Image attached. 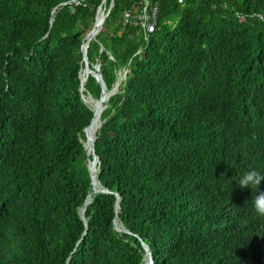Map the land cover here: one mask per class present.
Instances as JSON below:
<instances>
[{
    "label": "trees",
    "instance_id": "1",
    "mask_svg": "<svg viewBox=\"0 0 264 264\" xmlns=\"http://www.w3.org/2000/svg\"><path fill=\"white\" fill-rule=\"evenodd\" d=\"M61 1L0 0V264H264V0H159L149 41L114 0L103 100L102 0Z\"/></svg>",
    "mask_w": 264,
    "mask_h": 264
},
{
    "label": "built area",
    "instance_id": "2",
    "mask_svg": "<svg viewBox=\"0 0 264 264\" xmlns=\"http://www.w3.org/2000/svg\"><path fill=\"white\" fill-rule=\"evenodd\" d=\"M179 2H183V0H179ZM87 4H88L87 0H63V1L59 2L52 9L50 22L53 23L56 12L63 7L68 6L69 8L72 9V11H74L77 6H86ZM109 5H110L109 0H102L101 4L97 7L96 15L98 14V11L100 9H103V12L106 14V17H107L110 14V10L114 5V0L112 2V5L111 6H109ZM159 12H160V1L159 0H143V4L141 6H139V7L134 6L132 9L126 10L124 12L123 23L128 24V25L137 26L140 29L144 40L149 41L150 34L152 32H154V30L157 26ZM93 39L95 40L96 37L92 38L91 40H93ZM90 41L88 42V45L85 46L86 40H83V43L81 45V51L83 54L82 62L84 64H85V62L90 63L89 59H88V55H87L88 48L90 45ZM104 49H105L104 46L101 44L100 50L103 51ZM139 52H141V49L138 50V53ZM108 53H109V57L112 60H115L114 56L112 54H110L109 51H108ZM92 65L95 69L94 74L96 76H98V74L100 73V70H101L100 58L97 57ZM126 73H127V70H125V79H126ZM84 89H85V86L83 83L81 85V89H80L82 96H83V92H84L83 90Z\"/></svg>",
    "mask_w": 264,
    "mask_h": 264
},
{
    "label": "clouds",
    "instance_id": "3",
    "mask_svg": "<svg viewBox=\"0 0 264 264\" xmlns=\"http://www.w3.org/2000/svg\"><path fill=\"white\" fill-rule=\"evenodd\" d=\"M262 180H264V171L250 168L240 176L238 184L241 188L251 187L255 192ZM251 201L255 213L264 217V193L255 195Z\"/></svg>",
    "mask_w": 264,
    "mask_h": 264
},
{
    "label": "water",
    "instance_id": "4",
    "mask_svg": "<svg viewBox=\"0 0 264 264\" xmlns=\"http://www.w3.org/2000/svg\"><path fill=\"white\" fill-rule=\"evenodd\" d=\"M112 2H113V0H111L110 1V5L109 6H111L112 5ZM97 16V15H96ZM96 16H95V19H96ZM90 32V31H89ZM89 32H87V34L85 35V37H84V39L83 40H86L87 39V36H88V33ZM96 40V39H95ZM100 51H102V50H100ZM89 63H87V62H85V66H87ZM90 65V64H89ZM94 67H93V65H92V68H91V75L93 76V77H95L100 83H101V85H102V95H101V97L99 98L100 100H103V97L105 96V88H106V85H105V83H104V80H103V78H102V75L99 73L98 74V76H96L95 74H94ZM81 82H82V84H83V81H82V79H81ZM113 89V88H112ZM112 89L110 90V93L112 94L113 93V91H112ZM83 97V96H82ZM84 100V99H83ZM85 101V100H84ZM93 156H96L97 158H98V156H97V154H96V152H95V147H94V153H93ZM100 191H109L108 189H101ZM118 208H121V205H120V203H119V201H118ZM82 215V214H81ZM82 217H83V219L87 222V220H86V218H85V215H82ZM116 227V229L117 230H120L121 231V229L120 228H118L117 226H115ZM142 244H143V246H144V248H145V250H146V254H149L150 255V257H151V262H152V264H153V257H152V255H151V252H150V248H149V245H147L145 242H142Z\"/></svg>",
    "mask_w": 264,
    "mask_h": 264
},
{
    "label": "rangeland",
    "instance_id": "5",
    "mask_svg": "<svg viewBox=\"0 0 264 264\" xmlns=\"http://www.w3.org/2000/svg\"><path fill=\"white\" fill-rule=\"evenodd\" d=\"M92 26H93V24H92ZM92 26H91V28H92ZM125 70L126 69L123 68V69L118 71V73H117L118 74L117 81H120V83L118 85V88L115 91H113L112 94L117 93L120 90V86H121L122 82H124V79H125ZM85 90H86V88L83 90L84 91L83 92V99H85V102L87 103V105L92 109V106H91L92 104L88 103L86 99H88L89 97L94 98V96L90 95V93H85ZM94 99H96V98H94ZM105 107H106V105L104 106V108ZM116 226L118 228H121V225L118 222H116Z\"/></svg>",
    "mask_w": 264,
    "mask_h": 264
},
{
    "label": "bare ground",
    "instance_id": "6",
    "mask_svg": "<svg viewBox=\"0 0 264 264\" xmlns=\"http://www.w3.org/2000/svg\"><path fill=\"white\" fill-rule=\"evenodd\" d=\"M104 17H105V13L103 11H101V14H100V20L99 22L95 25V27L90 31L89 35H88V39H87V42L85 44V46L88 45V42L90 41L91 38H93L97 33L98 31L100 30L101 26L103 25V22H104ZM89 69H91L89 67V64L87 65ZM85 77L87 78V69H86V72H85ZM85 100V99H84ZM88 102V100H87ZM89 103V102H88ZM94 153V144H93V152H92V155ZM92 157H96V156H92ZM97 158V157H96ZM98 160V158H97ZM152 263V262H151Z\"/></svg>",
    "mask_w": 264,
    "mask_h": 264
}]
</instances>
